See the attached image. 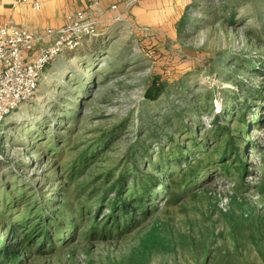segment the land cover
<instances>
[{"label":"rangeland","instance_id":"1","mask_svg":"<svg viewBox=\"0 0 264 264\" xmlns=\"http://www.w3.org/2000/svg\"><path fill=\"white\" fill-rule=\"evenodd\" d=\"M173 7L179 21L64 52L3 123L0 211H72L57 220L73 224L63 243L24 264H264V0ZM188 168L206 172L166 206ZM143 189L144 213L114 230L111 202Z\"/></svg>","mask_w":264,"mask_h":264},{"label":"built area","instance_id":"2","mask_svg":"<svg viewBox=\"0 0 264 264\" xmlns=\"http://www.w3.org/2000/svg\"><path fill=\"white\" fill-rule=\"evenodd\" d=\"M30 5L40 11V0H15L13 7ZM57 34V39L48 47H41L37 55L36 45L42 37L25 29L0 24V129L5 120L20 107L33 100L39 90L47 66L67 51L80 48L86 39L97 36L96 27L87 22L85 15L68 18V24L57 33L48 31L46 36Z\"/></svg>","mask_w":264,"mask_h":264},{"label":"crops","instance_id":"3","mask_svg":"<svg viewBox=\"0 0 264 264\" xmlns=\"http://www.w3.org/2000/svg\"><path fill=\"white\" fill-rule=\"evenodd\" d=\"M14 2L0 0V24L16 26L42 37L31 59L39 48L48 47L57 39V34L47 37L48 31L57 33L67 26L69 17L79 13L84 14L97 31L96 37L86 39L83 44L103 40L126 23L159 22L160 17L165 22L180 20L174 12L173 0H40V11L28 4L14 8ZM164 5L167 10L163 9Z\"/></svg>","mask_w":264,"mask_h":264},{"label":"trees","instance_id":"4","mask_svg":"<svg viewBox=\"0 0 264 264\" xmlns=\"http://www.w3.org/2000/svg\"><path fill=\"white\" fill-rule=\"evenodd\" d=\"M153 89L148 95L151 98L152 96L157 98L163 92V87L161 84L159 85L158 80L154 82ZM232 148H234L233 152H235V156H239L238 150L233 145ZM182 158L183 156L178 160V164L180 165L182 162L187 164L186 157L185 159ZM222 161H224V158ZM228 169L229 167H224L225 171H228ZM170 172L171 170H167V173ZM205 172L206 170L197 172L190 168L183 170L179 184L172 182L171 187L169 186L165 205H177L181 198V193L195 187ZM148 192V189H143L140 194L132 195L131 203L128 202L129 200L121 199L120 195L111 202L108 220L114 224V230H122L127 224L126 218L129 211L133 210L144 213V198L142 196L148 194ZM6 203L8 204V201ZM130 204H134L136 207L131 209L133 205ZM20 210L24 213L23 218L13 220L10 214L13 211L11 208L7 209L5 207L3 212L0 211V226L7 225L6 230L10 231L11 238L7 242L0 241V264H24L25 259L44 254L47 246L51 244L53 236L57 238L59 244L63 243L65 240L64 234H67L73 227L71 223L68 227L62 228L57 223L58 219H64L68 213L72 212L68 204L62 205L59 209L52 212L42 208L35 210L21 208Z\"/></svg>","mask_w":264,"mask_h":264}]
</instances>
